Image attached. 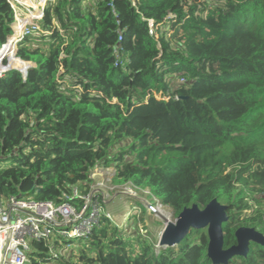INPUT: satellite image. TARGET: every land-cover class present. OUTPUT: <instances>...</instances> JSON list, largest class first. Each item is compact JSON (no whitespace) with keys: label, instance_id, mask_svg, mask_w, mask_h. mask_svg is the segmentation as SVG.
<instances>
[{"label":"trees","instance_id":"16d2710c","mask_svg":"<svg viewBox=\"0 0 264 264\" xmlns=\"http://www.w3.org/2000/svg\"><path fill=\"white\" fill-rule=\"evenodd\" d=\"M13 21L0 0V48ZM14 52L2 50L0 72L6 58L33 66L0 76V202L78 206L75 188L87 194L93 170L111 166L116 184L178 215L224 200L225 248L241 226L264 233V209L248 215L244 196L264 200V0H53ZM125 232L104 216L94 252L34 241L29 264H225L201 229L176 246ZM249 246L228 264H264V245Z\"/></svg>","mask_w":264,"mask_h":264},{"label":"built area","instance_id":"2783aa9c","mask_svg":"<svg viewBox=\"0 0 264 264\" xmlns=\"http://www.w3.org/2000/svg\"><path fill=\"white\" fill-rule=\"evenodd\" d=\"M52 1L7 0L14 13V21L11 24L12 34L0 48V53L7 45H13L17 55V46L22 39L40 34L46 8ZM132 2L136 6L138 0ZM150 28L151 34H154L152 21ZM180 81L185 80L182 78ZM72 197L81 198L82 204L76 206L66 200L56 205L17 197L0 202V264H29L34 241L54 245L58 240L87 238L106 215L104 196L100 190L81 194L75 188ZM107 217L111 219V214ZM71 249L72 243L63 247L64 253ZM54 251L58 256V251Z\"/></svg>","mask_w":264,"mask_h":264},{"label":"rangeland","instance_id":"374dc122","mask_svg":"<svg viewBox=\"0 0 264 264\" xmlns=\"http://www.w3.org/2000/svg\"><path fill=\"white\" fill-rule=\"evenodd\" d=\"M6 61V63H5ZM5 65L10 63L9 59H4ZM30 63V62H27ZM18 68H23L18 66ZM0 166L6 167L7 164L1 163ZM115 171L113 167H98L91 174V192L100 190L105 199L104 212L111 214V222L119 228L126 230L125 233L149 238L152 243L157 245L160 242L167 221L175 222L178 214L169 206L163 205L159 199L155 198L150 190L140 189L131 184L118 185L114 182ZM247 199L253 203V210L246 211L251 215L259 209H264V200L256 195L261 202H254L252 194L247 193ZM227 205L224 200L220 201ZM207 232V228L201 229ZM63 247L66 243L62 244ZM95 247L89 245L88 238H77L72 241V249L75 255L84 251L94 252ZM74 255V256H75Z\"/></svg>","mask_w":264,"mask_h":264},{"label":"water","instance_id":"95a60500","mask_svg":"<svg viewBox=\"0 0 264 264\" xmlns=\"http://www.w3.org/2000/svg\"><path fill=\"white\" fill-rule=\"evenodd\" d=\"M32 66L31 63H27L25 68L7 66L0 72V76L9 70L18 69L27 77ZM229 219L228 205L222 204L218 198L211 200L205 207L193 204L184 208L175 222L167 221L159 245H179L192 228H207L209 238L208 256L214 263L225 264H228L229 260L235 256H246L251 242L264 245L263 232L255 227L241 226L235 232L237 243L225 248L224 223H227Z\"/></svg>","mask_w":264,"mask_h":264},{"label":"bare ground","instance_id":"6f19581e","mask_svg":"<svg viewBox=\"0 0 264 264\" xmlns=\"http://www.w3.org/2000/svg\"><path fill=\"white\" fill-rule=\"evenodd\" d=\"M14 51H15V52H14V55H13V57H15V54H16V49H15V47H14ZM53 258H54V257H53Z\"/></svg>","mask_w":264,"mask_h":264}]
</instances>
